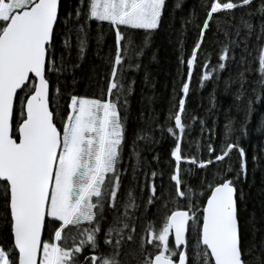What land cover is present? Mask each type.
<instances>
[{
    "label": "snow or ice",
    "instance_id": "snow-or-ice-1",
    "mask_svg": "<svg viewBox=\"0 0 264 264\" xmlns=\"http://www.w3.org/2000/svg\"><path fill=\"white\" fill-rule=\"evenodd\" d=\"M168 7V0H75L74 5H64L63 0H0V225L10 237V242L0 241V264H132L133 260L136 264H264V139L252 145L251 157L243 144L254 133L264 137V115L255 129L250 127L254 104L264 97V0H207L191 54L179 59V88L174 81L165 124L159 123L154 109L143 106L145 100L151 105L155 97H145L142 90L137 119L143 127L134 132L132 155L140 157V141L154 150L163 140L165 125H171L167 132L174 146L167 159L162 161L160 153L152 159L167 166L169 184L175 189L174 196L169 193L175 210L162 218L158 234L154 229L138 248L128 247L136 240L129 210L147 213L164 198L163 192L157 196L155 184L158 175L163 180V166L151 178L144 172L141 185L143 167L138 163L131 166L132 179L142 193H149L147 201L136 204L129 190L123 212L118 209L127 171H120L122 150L137 83L129 74L143 69L144 86L155 88L142 57L151 35L161 29ZM182 7V0H176L173 11ZM235 10L241 11L238 20ZM219 13L232 20L230 24L217 21V34L222 32L227 43L219 49L216 65L206 54L200 86L213 79L218 82L221 71L235 65V75L230 72L223 83L226 92L239 85L234 96L243 119L238 128L234 120L226 123L217 148L215 128L194 117L201 138L207 130L208 139L195 141L193 154L183 147L191 127L185 114L206 34ZM138 32L145 33L140 43L134 35ZM72 36L76 62L71 60ZM109 37L113 43L103 59L110 72L100 78V96L80 95L75 73L90 41L95 40L100 58ZM252 73L258 79L250 81ZM251 84L259 86V91L251 88L255 100L247 98L246 85ZM60 99L66 101L63 110ZM211 101L214 109L215 89ZM157 130L160 139L155 136ZM205 147L208 159L203 158ZM212 165L220 167L209 179L206 170ZM198 171L205 175L193 186L186 177H195ZM253 188H257L259 211L254 204L250 209ZM106 210L115 213L111 221L105 219ZM189 232L196 237L191 255ZM145 244L155 251L149 252Z\"/></svg>",
    "mask_w": 264,
    "mask_h": 264
},
{
    "label": "trees",
    "instance_id": "trees-1",
    "mask_svg": "<svg viewBox=\"0 0 264 264\" xmlns=\"http://www.w3.org/2000/svg\"><path fill=\"white\" fill-rule=\"evenodd\" d=\"M176 0H168V11L164 17V23L161 29L151 35L150 45L144 49V55L142 57V63L147 66V69L151 72L152 80L155 84V88L150 87L146 88L143 84L144 71L141 69L139 72L130 73L129 79H136L137 83L135 86V95L132 97V111L131 118L127 129V144L122 150V167L120 171L126 174L122 177V187L120 196L118 198V209L122 213L123 207L122 203L128 199L129 190L132 191L133 196L135 197V203L141 204L146 202L149 193L147 191L141 192L140 188L137 186L136 182L132 179L131 166L136 164H141L143 170L139 172V182L142 185L144 182V172L148 173L149 178L153 171L158 174L161 171V167L164 169L163 180L157 176L155 184L157 185V196L160 197L161 193H164V198L160 199L155 205L151 207V210L145 213L143 209L140 211L129 210V215H131L135 221L136 227V240L134 243L128 245L129 248L136 249L142 240H146L148 235L154 229L157 231L162 226V218L167 214H170L171 210H175L174 204L170 202L169 193L172 196L175 195V189L169 184V171L166 165H157L152 157L156 153L161 154L162 161L167 159V154L170 152V148L173 145V138L167 132V127L171 125H165L163 132V140L159 145L154 146V150H148L144 146V142H138V149H141L140 157H134L132 155V142L135 138L134 132L139 128L143 127V122L138 120L137 117L141 111V93L143 90V95L154 96V102L149 105L147 100L144 101V107L148 110L154 109V115L158 117L160 124H165V119L168 115L169 101L173 96V82H177V89L179 88V79L177 75L179 67V59L181 55H184L186 59L187 56L191 54V49L195 44V41L199 35V27L202 26L203 20L206 16V9L204 5L207 3V0H182L183 7L181 9L173 11V5ZM64 5L75 4V0H63ZM241 14L240 10H235V15L237 20ZM61 19H63V14ZM187 21V23H185ZM217 21L225 22L229 24L232 23L231 17L227 16L225 13H219L214 16V19L211 23V28L206 34V41L203 46V50L199 57L201 65L195 70V75L191 83V94L188 98L187 112L185 114V122L188 125H191L187 129L184 136L183 147L186 152H191L196 154V144L195 141H200L204 143L208 139L207 130L201 138L200 124L198 120H194V117L203 119L207 121V128H215L213 142L217 148L224 139L225 125L229 120L236 121V127H239V121L243 119V114L237 110V102L235 100L234 93L238 90L239 85L236 84L232 86L227 92L225 91L223 81L229 77L230 72L235 75L237 68L235 65H230L228 70H223L220 73L221 79L217 82L214 79L206 82V85L201 88L199 77L202 75L203 71V61L206 58V54H211V64L216 65L218 63V54L219 49L224 43H227L223 33L217 34ZM254 23L258 25V20H254ZM97 27L96 23H92V28L95 30ZM107 24L104 25L105 30L107 31ZM137 38V43H140L145 36V33L138 32L134 34ZM72 43V52L71 60L76 62V48H75V37L71 38ZM113 43V38L109 37L101 52L100 58L96 56V43L95 40H91L87 50L86 57L81 64V67L76 70V79L78 80L77 90L80 95L87 94L88 96H100V87L103 86L100 83V78L105 74L110 72V67L105 65L104 57L108 54V46ZM255 40L253 39V44ZM59 44V38H58ZM155 53V59H153V54ZM114 56V49H113ZM126 66V65H125ZM96 68V72H92V68ZM242 70V69H241ZM184 75L186 78V64L184 65ZM53 82H55L56 77L53 75L51 77ZM64 77H61L63 80ZM69 83L71 82V77L68 78ZM258 79V76L254 73L249 74V80L254 81ZM55 87V83L53 84ZM252 87H257L259 91V86L255 84L246 85L248 91V97L255 100V94L251 92ZM215 89V108H212L211 95ZM245 99V103L247 102ZM63 110V106L66 101L60 99L58 101ZM256 109L252 123L250 127L255 129L257 121L260 120L261 116L264 115V97H262L259 103L254 104ZM209 109H212L211 113ZM215 121V125H213ZM57 123H59V117L57 118ZM178 134V133H177ZM155 136L157 139L161 138V132L156 131ZM264 139L255 133L252 135L251 139L244 140L243 144L248 149L249 157L252 154V145L256 144L258 140ZM191 145V148H189ZM235 157V153L233 154ZM203 158L208 159L206 147L203 149ZM174 166V165H173ZM188 167V165H184ZM220 167L219 165H212L207 171L208 178H212V173L216 168ZM251 167V165H250ZM204 171H198L195 177H186L189 179L190 184L195 186L198 185L200 177L204 176ZM257 187L259 186L260 173L256 175ZM249 181H251V175L249 176ZM163 185V188L161 187ZM247 190V186H245ZM199 191V188H197ZM257 196V188H253L252 197L250 200V209L254 204L259 211V199ZM169 201L165 206V202ZM3 201L0 200V204ZM179 203H184V201H179ZM2 214V213H0ZM115 213L111 210H106L105 219L106 221H111ZM139 217V219H135ZM107 224H105V228ZM131 230V229H129ZM47 238V237H45ZM188 238L190 241L189 245V254H192L191 245L196 243L195 234L192 232L188 233ZM8 240L10 242V237L7 236V233L2 230V225H0V241ZM149 252H154V246L145 244ZM170 246H173L172 240L170 238ZM132 264H136L135 260L132 261Z\"/></svg>",
    "mask_w": 264,
    "mask_h": 264
},
{
    "label": "water",
    "instance_id": "water-1",
    "mask_svg": "<svg viewBox=\"0 0 264 264\" xmlns=\"http://www.w3.org/2000/svg\"><path fill=\"white\" fill-rule=\"evenodd\" d=\"M171 239H172V242L174 244V235L173 234H171Z\"/></svg>",
    "mask_w": 264,
    "mask_h": 264
},
{
    "label": "rangeland",
    "instance_id": "rangeland-1",
    "mask_svg": "<svg viewBox=\"0 0 264 264\" xmlns=\"http://www.w3.org/2000/svg\"><path fill=\"white\" fill-rule=\"evenodd\" d=\"M171 238V234H170V237H169V239Z\"/></svg>",
    "mask_w": 264,
    "mask_h": 264
}]
</instances>
